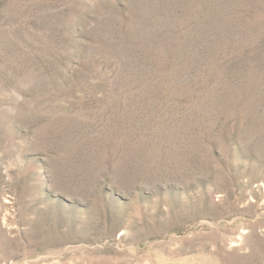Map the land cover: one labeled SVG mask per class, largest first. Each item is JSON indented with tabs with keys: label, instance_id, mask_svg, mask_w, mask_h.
<instances>
[{
	"label": "rangeland",
	"instance_id": "374dc122",
	"mask_svg": "<svg viewBox=\"0 0 264 264\" xmlns=\"http://www.w3.org/2000/svg\"><path fill=\"white\" fill-rule=\"evenodd\" d=\"M0 264H264V0H0Z\"/></svg>",
	"mask_w": 264,
	"mask_h": 264
}]
</instances>
